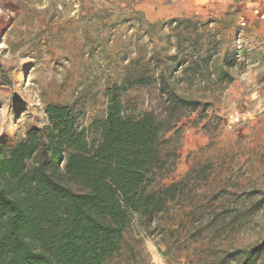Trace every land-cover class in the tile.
Returning <instances> with one entry per match:
<instances>
[{
  "label": "rangeland",
  "instance_id": "1",
  "mask_svg": "<svg viewBox=\"0 0 264 264\" xmlns=\"http://www.w3.org/2000/svg\"><path fill=\"white\" fill-rule=\"evenodd\" d=\"M184 20L201 45L216 43L214 75L189 76L187 64L169 74L170 57L189 53L174 49ZM160 71L201 105L163 134L162 153L174 156L149 188L181 186L162 212L132 216L104 264H221L264 240V0H0V143L42 127L48 105L88 125L103 117L107 89L143 75L152 83L126 87L120 101L163 118ZM221 71L229 80L219 83Z\"/></svg>",
  "mask_w": 264,
  "mask_h": 264
},
{
  "label": "trees",
  "instance_id": "2",
  "mask_svg": "<svg viewBox=\"0 0 264 264\" xmlns=\"http://www.w3.org/2000/svg\"><path fill=\"white\" fill-rule=\"evenodd\" d=\"M196 26L189 20L176 23L181 29L176 54L189 53L183 61L170 57L168 68L187 64L189 76H212L217 46L214 41L201 45ZM156 78L165 95L163 118L129 114L120 101L126 87L152 83L143 75L107 89L103 117L88 125L69 108L48 105L42 127L27 130L13 145L0 143V264H104L119 253L133 215L150 217L174 199L180 184L158 194L149 188L174 156L162 153V136L201 105L171 91L163 71ZM216 78L229 80L225 71ZM263 258L264 240L225 253L220 262L261 264Z\"/></svg>",
  "mask_w": 264,
  "mask_h": 264
},
{
  "label": "crops",
  "instance_id": "3",
  "mask_svg": "<svg viewBox=\"0 0 264 264\" xmlns=\"http://www.w3.org/2000/svg\"><path fill=\"white\" fill-rule=\"evenodd\" d=\"M187 14H189V13H187Z\"/></svg>",
  "mask_w": 264,
  "mask_h": 264
}]
</instances>
